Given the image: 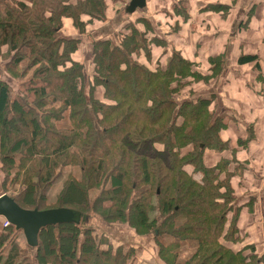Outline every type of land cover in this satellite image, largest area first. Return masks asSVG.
<instances>
[{"label": "trees", "instance_id": "1", "mask_svg": "<svg viewBox=\"0 0 264 264\" xmlns=\"http://www.w3.org/2000/svg\"><path fill=\"white\" fill-rule=\"evenodd\" d=\"M124 3L0 0L2 190L24 209L72 212L33 244L3 225L0 264H136L133 244L107 234L121 226L151 235L165 264H182V243L195 248L183 264H264L239 234L231 179L241 170L222 155L225 116L214 97L184 94L207 80L196 63L175 50L164 63H143L151 42L130 24L117 40L94 39L87 58L62 31L64 18L83 32L82 15L104 20L107 7ZM91 216L101 222L89 224Z\"/></svg>", "mask_w": 264, "mask_h": 264}, {"label": "crops", "instance_id": "2", "mask_svg": "<svg viewBox=\"0 0 264 264\" xmlns=\"http://www.w3.org/2000/svg\"><path fill=\"white\" fill-rule=\"evenodd\" d=\"M129 1L118 11L107 7L104 20L82 15L83 32L70 18H64L62 31L79 39L78 50L87 58L88 44L94 39L117 40L130 24L144 31L151 42L150 58L139 57L143 63L153 65L157 59L164 63L172 50L196 63L195 69L207 80L192 82L184 94L190 88L194 95L214 97V111L225 116L222 136L229 146L222 155H233L241 170L231 179L235 200L241 204L239 234L242 244L252 243L257 253H263L264 0H145L142 8L127 13ZM2 68L0 60V78L5 76ZM101 92L98 87L96 95ZM1 180L0 176V196L6 194ZM3 221L0 216V233ZM108 231H113L108 233L112 241L133 244L136 264H165L152 246L151 236H138L124 227Z\"/></svg>", "mask_w": 264, "mask_h": 264}, {"label": "water", "instance_id": "3", "mask_svg": "<svg viewBox=\"0 0 264 264\" xmlns=\"http://www.w3.org/2000/svg\"><path fill=\"white\" fill-rule=\"evenodd\" d=\"M145 0H130L125 7L127 13H131L135 8H142ZM0 216L14 226H18L24 234L26 240L34 243L38 231L47 226L62 220H70L72 212L68 209H24L16 205V202L7 194L0 196Z\"/></svg>", "mask_w": 264, "mask_h": 264}, {"label": "rangeland", "instance_id": "4", "mask_svg": "<svg viewBox=\"0 0 264 264\" xmlns=\"http://www.w3.org/2000/svg\"><path fill=\"white\" fill-rule=\"evenodd\" d=\"M11 1V0H10ZM3 49H5V48H3ZM0 60H2V62H3V73H4V75L6 76V72H5V70H4V60L0 57ZM7 78H9L8 76H7ZM10 79V78H9ZM10 81L12 82V88H13V90H15V91H17V90H19V87H17V83L15 82V81H13V80H11L10 79ZM187 90V92H188V88H186ZM1 168V167H0ZM0 173H1V179H2V171H0ZM60 184H61V182H60V180L58 181V182H55L50 188H49V191H48V198H49V201H51V200H53L55 197H54V194H57L58 193V191H59V188H60ZM1 186H2V180H1ZM4 191V190H3ZM11 192H13V191H11ZM7 194V193H6ZM97 192H96V190H90L89 191V194H88V196L90 195V196H92V197H96L97 196ZM4 195V194H3ZM54 201V200H53ZM4 221H6L5 219H4ZM3 221V222H4ZM8 222V221H7ZM101 221L100 220H98V218H97V216H91L90 217V219L88 220V223L89 224H99ZM7 224H10L9 222L7 223ZM2 225H3V223H2ZM121 227H123V226H121ZM125 227V226H124ZM112 233L113 234V231H108V233ZM107 233V234H108ZM23 234V233H22ZM23 236H24V234H23ZM110 236V235H109ZM151 236V235H150ZM18 238H16L17 239V244H19L20 245V247H22L23 246V244H24V237L22 238V235H21V233H19V235L17 236ZM26 239V238H25ZM150 239H152L151 241V244H152V246H154V248H155V250L157 251V244H156V242H155V240L152 238V236H151V238ZM168 241H170V240H172L171 238H168L167 239ZM164 243H166V241H164ZM193 250H195V248L193 247V245L192 244H183L182 243V245H181V248H180V250H178V252H180V257H179V262H182V264L188 259V257L191 255V253L193 252ZM128 264H131V262H127Z\"/></svg>", "mask_w": 264, "mask_h": 264}, {"label": "built area", "instance_id": "5", "mask_svg": "<svg viewBox=\"0 0 264 264\" xmlns=\"http://www.w3.org/2000/svg\"><path fill=\"white\" fill-rule=\"evenodd\" d=\"M7 223H8L7 221H4V222H3V225H4V226H7V225H8Z\"/></svg>", "mask_w": 264, "mask_h": 264}]
</instances>
